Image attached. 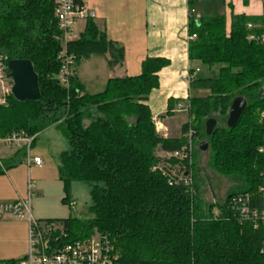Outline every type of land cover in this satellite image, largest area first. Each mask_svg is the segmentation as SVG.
<instances>
[{
	"label": "trees",
	"instance_id": "trees-1",
	"mask_svg": "<svg viewBox=\"0 0 264 264\" xmlns=\"http://www.w3.org/2000/svg\"><path fill=\"white\" fill-rule=\"evenodd\" d=\"M55 12V0H0L5 61H30L41 94L39 100L24 103L8 97L7 105L0 106V136L25 132L36 140L55 128L69 144L57 158L64 201L76 206L71 197L74 183L91 189V218L72 212L66 220L38 221L60 228L52 243L62 235L60 245L107 237L116 264H264V226L227 207L232 197L250 194L257 209L264 208L259 194L264 184V155L259 153L264 146V44L250 39L264 36V15L234 17L229 28L224 17L190 21V59L220 69L214 77L192 80V88L209 91L210 96L190 99V122L182 127V136L165 138L147 102L169 62L147 58L140 75L111 79L96 95L85 91L75 69L64 87L58 80L62 42ZM68 49L76 57L75 68L91 56L109 54L111 67L124 57L123 49L108 41L93 19ZM239 97L248 106L230 129V108ZM173 108L170 102L168 116ZM210 119L217 127L209 137ZM190 130L198 145L208 144L212 168L234 182L221 203L207 200L194 164L158 156L181 150ZM162 162L192 170V184H187L189 176L171 182L159 169ZM5 263L10 262H0Z\"/></svg>",
	"mask_w": 264,
	"mask_h": 264
},
{
	"label": "crops",
	"instance_id": "crops-1",
	"mask_svg": "<svg viewBox=\"0 0 264 264\" xmlns=\"http://www.w3.org/2000/svg\"><path fill=\"white\" fill-rule=\"evenodd\" d=\"M84 1L88 9L95 14L93 20L100 32L106 35L108 41L124 51L122 63L115 66L114 69L121 68L116 74L108 75L107 83L114 78L140 75L143 63L147 58L165 59L169 62L168 67H171L174 60L182 59L181 57L184 56L187 70L181 73L179 78L182 83L188 84L198 78L194 69H197L201 64L199 61H192L189 56V45L192 40L189 34L191 20L224 17L229 28L234 17L260 18L264 15V0ZM85 26L86 22L79 24L80 34L84 32ZM100 57L109 63V54ZM168 67L159 73L160 82H162V74ZM147 104L149 105L148 102ZM167 113L168 110L166 113H158V118H156L157 115H154V118L160 121L162 136L174 138L171 137L170 118H162ZM174 125L176 124L174 123ZM54 129L51 128L37 137L29 153L32 158H40L37 153L33 154L38 138ZM180 129H182L181 126ZM162 154L167 155L159 152L158 156L161 158ZM25 156V151H18L0 143V170L2 172L0 174V203H16L20 199L31 198V214L33 216L32 203L36 204L38 201L45 200L47 191L44 180L46 178L57 179L59 164L56 160L58 172L50 160L46 162L41 159L42 167L28 166L24 163ZM41 211L38 206L36 216L40 219L39 221L54 220L53 218L46 219V213ZM28 253L29 223L21 221L13 215L0 218V262L22 260L27 257Z\"/></svg>",
	"mask_w": 264,
	"mask_h": 264
},
{
	"label": "built area",
	"instance_id": "built-area-1",
	"mask_svg": "<svg viewBox=\"0 0 264 264\" xmlns=\"http://www.w3.org/2000/svg\"><path fill=\"white\" fill-rule=\"evenodd\" d=\"M55 4V13L62 42V48L58 55V60L61 63L58 80L62 86L68 87L76 65V57L69 52L68 47L80 38L79 24L87 22L89 19H94L95 14L88 9L84 0H55ZM248 28H252V26L249 25ZM250 39L258 40L261 44H264V36L262 38L250 37ZM12 86L13 81L9 76L8 64L0 47V106L7 105L8 97L12 95ZM262 120L264 122V114L262 115ZM155 125L158 133L161 134L160 124L155 122ZM186 138L187 144L181 150L168 154V156L178 161H188L192 164V144L195 141V131L190 130ZM34 140L35 137H31L25 132L14 133L6 138L0 136L1 144L26 152L25 164L42 167L43 161L40 158H32L29 155ZM259 153L264 155V146L259 148ZM159 169L165 176L170 177L171 182L189 176L187 184H192V172L183 171L182 167L176 166L168 171H165L166 169L162 167ZM259 194L262 196L264 207V184L259 188ZM256 205L252 195L245 194L232 197L227 207L232 212L240 214L242 219L258 220L264 226V208L259 211ZM6 215H13L17 219L29 223V253L22 260L5 264H116L117 255L114 253V249L107 237L96 235L73 245H60V241L63 238L62 235V237L55 238V243H52L53 234L60 228L54 224L44 225L33 218L31 214V198L28 200L20 199L16 203H0V218ZM214 215L217 217L219 212L215 210Z\"/></svg>",
	"mask_w": 264,
	"mask_h": 264
},
{
	"label": "rangeland",
	"instance_id": "rangeland-1",
	"mask_svg": "<svg viewBox=\"0 0 264 264\" xmlns=\"http://www.w3.org/2000/svg\"><path fill=\"white\" fill-rule=\"evenodd\" d=\"M181 58L182 59L174 60L173 64L170 65L171 67H168L169 65L167 66L168 69H166V71L162 74L163 78L162 82H160L159 88L150 95L148 101L153 116L157 115L156 118H158L161 112L166 113L169 103H173V112L175 111L174 114L172 116L165 114L162 118H170L169 121L171 122L169 123H171L170 125L172 126L171 137L174 138H180L182 136V129H180V126L182 128L187 122H190L188 107L190 99L206 98L210 96L209 91L192 88V82H188V84L181 82L179 76L187 70L185 63L186 59L184 56ZM114 68L115 67H111L103 57L91 56L80 61L78 66L75 68V74L84 86L85 91L90 95H94L101 93L105 89L108 75L116 74L121 67L116 69ZM219 69L220 66L210 68L200 64L197 69H194V71L196 77L199 79H207L216 76ZM156 118L153 119L154 122L160 124V121ZM174 123L177 126L174 125ZM188 134L189 132L186 133L183 138L187 140L186 136ZM197 142L198 140H195L192 144V165L194 164V170L201 181L200 186L203 185L201 188L205 192L207 200L210 202L216 201L221 203L225 200L228 192L234 187V182L229 178L221 176L212 168L210 153L207 152L208 150L201 153L199 151L200 145H198ZM68 149L69 144L67 140L60 132L54 129L50 131V133H46L38 138L35 143V148L33 149V154L37 153L40 159L46 162L47 160H50L51 164L55 166V170L58 172L56 164V160L58 159H56V156L58 158L60 153L65 150L68 151ZM161 158H167V160H169L170 156L162 154ZM176 166L181 165H173L172 163L162 162L159 165V168L162 167L166 169L165 171H168L169 169H174ZM184 167L185 166H182L183 171L186 168ZM189 171L192 172L190 169ZM44 181L47 191L45 200L40 202L38 201L36 204L35 202L32 203L33 216L36 221L40 220L36 216L38 206H40V210L46 213V219L53 218L57 220H66L70 218L72 212L83 219L91 218V215L88 213L91 189L88 185L84 183H74L72 185L71 197L72 200L76 202V206H73L72 203L64 201L66 193L64 191V184L60 181L59 176H57L56 180L46 178Z\"/></svg>",
	"mask_w": 264,
	"mask_h": 264
},
{
	"label": "water",
	"instance_id": "water-1",
	"mask_svg": "<svg viewBox=\"0 0 264 264\" xmlns=\"http://www.w3.org/2000/svg\"><path fill=\"white\" fill-rule=\"evenodd\" d=\"M9 76L13 81L12 96L18 102L39 100L41 98L39 79L30 61L12 60L8 62ZM248 103L245 99L236 98L230 108L227 126L235 128L243 113L247 109ZM217 127V121L210 119L206 123V135L212 136ZM209 146L206 142L200 144V150L206 152Z\"/></svg>",
	"mask_w": 264,
	"mask_h": 264
}]
</instances>
